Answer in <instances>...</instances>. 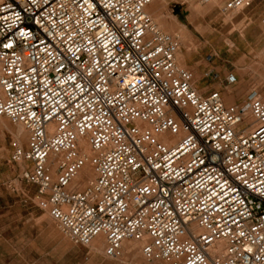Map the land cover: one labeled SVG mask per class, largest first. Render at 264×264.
<instances>
[{
	"label": "built area",
	"instance_id": "1",
	"mask_svg": "<svg viewBox=\"0 0 264 264\" xmlns=\"http://www.w3.org/2000/svg\"><path fill=\"white\" fill-rule=\"evenodd\" d=\"M155 1L0 0V117L28 134L12 160L61 232L84 247L104 236L109 260L146 240L149 262L264 264V98L200 94ZM87 164L95 180L72 190Z\"/></svg>",
	"mask_w": 264,
	"mask_h": 264
},
{
	"label": "rangeland",
	"instance_id": "2",
	"mask_svg": "<svg viewBox=\"0 0 264 264\" xmlns=\"http://www.w3.org/2000/svg\"><path fill=\"white\" fill-rule=\"evenodd\" d=\"M228 1L169 0L161 11L167 27L153 20L170 35L167 28L184 27L187 46L181 43L177 56L185 57L182 67L193 74L200 94L219 91L227 99L231 92L233 100L226 101L232 105L252 93L264 98V0L231 13L223 10ZM212 55L217 57L210 62ZM231 73L238 83L227 89L226 78ZM3 119L8 128L0 126V264H141L134 253L124 258V248L120 259L109 260L104 257L105 248L95 254L90 246L76 245L61 232L46 203L40 205L38 188L22 179L25 166L12 160L18 125ZM27 142L28 138L22 143L24 148ZM131 241L135 240L126 242Z\"/></svg>",
	"mask_w": 264,
	"mask_h": 264
},
{
	"label": "bare ground",
	"instance_id": "3",
	"mask_svg": "<svg viewBox=\"0 0 264 264\" xmlns=\"http://www.w3.org/2000/svg\"><path fill=\"white\" fill-rule=\"evenodd\" d=\"M159 1L162 2V0H157V1L153 2L148 7L149 10L147 9L148 13L150 12L149 14L152 17H153L152 14L156 13L162 7V6H159L160 5ZM158 20H159V23H160V25L162 27H167L166 26L167 23L166 24L163 23L164 19L162 17H160ZM176 27H178V26H176ZM176 27H174V28H176ZM167 31H169L171 33V35H174V37H176L179 40V42L181 41L180 45H182L181 43H183L184 46H187V37L184 36V27L179 28V30L178 29L177 30H174V29L172 30V28L171 29L167 28ZM259 57H261V56H259ZM177 62L179 63V65L181 64L180 66H182V65L185 66V63H184L185 62V57H182V56H181V58L177 57ZM258 62H260V61H258ZM262 62L264 63L263 60H262ZM0 95H1V93H0ZM229 97H227V99H225V100H233V98H234V96H232L230 98ZM0 126H4V127L8 128L5 120L2 117H0ZM14 133H15V138H16L15 140H17L16 142L20 146H22V143L27 140L28 134L26 133L24 128L22 126H20V125H18V127L15 129ZM183 136L184 135L181 134L180 136L173 138V137H170V136L166 135V136H159V139L164 140L167 143H176ZM80 147H81V152H82L83 155H85V156H91L92 155L91 149L88 146L86 141L81 142ZM57 159H58L57 157L55 158V156H52L51 157V162H53V160H54V162H56ZM21 165L25 166V168L27 167L26 164H21ZM56 171H57V168H56V165H55V166H53V169H52V172H53L54 176H55ZM95 178H96V173H95L94 167L91 164H87L81 170V172L78 174V176L76 177V179L72 183L71 189L72 190H83L93 180H95ZM42 204L45 205V203H42ZM146 242H147L146 240H144V241L125 242L124 243V247H123L124 248V258L128 257L131 253H134V255L137 258V261L139 263H141V264L149 263V261L143 256L142 249H141V248H143V246L145 245ZM90 247L92 248V251L95 254L103 253V248H105V238H104V236H102V235L98 236L94 240L93 244ZM224 248H225V243H218V244L215 245L212 253L213 254H220V253L223 252ZM212 258H213V255H211V257H210L209 264H214V262L212 261ZM153 263H156V262H153ZM167 263L168 262H164L163 264H167Z\"/></svg>",
	"mask_w": 264,
	"mask_h": 264
},
{
	"label": "crops",
	"instance_id": "4",
	"mask_svg": "<svg viewBox=\"0 0 264 264\" xmlns=\"http://www.w3.org/2000/svg\"><path fill=\"white\" fill-rule=\"evenodd\" d=\"M169 0H162V7L156 12V13H154V14H152L153 15V17H155V19L157 20V19H159L160 17H162V18H164V14L163 13H161V11L163 12V8L167 5V2H168ZM186 65H188V62H186ZM230 95H231V92H230ZM230 95H227V97H229ZM231 97V96H230ZM229 97V98H230ZM57 224V223H56ZM57 226H58V224H57ZM58 228H59V226H58ZM60 229V228H59Z\"/></svg>",
	"mask_w": 264,
	"mask_h": 264
}]
</instances>
